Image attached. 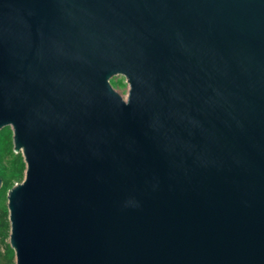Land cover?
I'll use <instances>...</instances> for the list:
<instances>
[{
    "label": "water",
    "instance_id": "95a60500",
    "mask_svg": "<svg viewBox=\"0 0 264 264\" xmlns=\"http://www.w3.org/2000/svg\"><path fill=\"white\" fill-rule=\"evenodd\" d=\"M7 126L15 264H264V0H0Z\"/></svg>",
    "mask_w": 264,
    "mask_h": 264
},
{
    "label": "trees",
    "instance_id": "16d2710c",
    "mask_svg": "<svg viewBox=\"0 0 264 264\" xmlns=\"http://www.w3.org/2000/svg\"><path fill=\"white\" fill-rule=\"evenodd\" d=\"M13 148L11 127L0 129V177L2 178L0 188V264H15V251L9 242L10 220L7 194L16 182L23 180L26 169L22 153L15 152Z\"/></svg>",
    "mask_w": 264,
    "mask_h": 264
},
{
    "label": "rangeland",
    "instance_id": "374dc122",
    "mask_svg": "<svg viewBox=\"0 0 264 264\" xmlns=\"http://www.w3.org/2000/svg\"><path fill=\"white\" fill-rule=\"evenodd\" d=\"M115 89L124 97L127 98L129 91V84L125 76H116L112 79Z\"/></svg>",
    "mask_w": 264,
    "mask_h": 264
}]
</instances>
